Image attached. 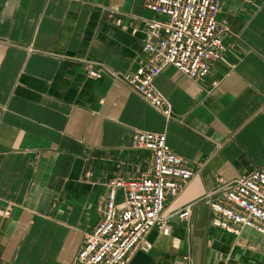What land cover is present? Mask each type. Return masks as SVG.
I'll return each instance as SVG.
<instances>
[{"label": "crops", "instance_id": "obj_1", "mask_svg": "<svg viewBox=\"0 0 264 264\" xmlns=\"http://www.w3.org/2000/svg\"><path fill=\"white\" fill-rule=\"evenodd\" d=\"M153 17L144 0H0V264H72L110 183L151 169L136 131L165 133L196 174L167 201L171 234L152 230L128 264H264V234L214 227L205 201L264 166V0L223 1L226 52L206 78L156 77L172 118L115 77L142 63Z\"/></svg>", "mask_w": 264, "mask_h": 264}, {"label": "built area", "instance_id": "obj_2", "mask_svg": "<svg viewBox=\"0 0 264 264\" xmlns=\"http://www.w3.org/2000/svg\"><path fill=\"white\" fill-rule=\"evenodd\" d=\"M223 1L144 0L154 17L145 20L143 61L133 71L115 77L172 118V105L156 88L155 79L169 65L192 80L210 74L226 52L227 27L218 20ZM104 73L99 64L88 69V76L94 79ZM131 146L151 153V169L145 176L110 183L107 198L98 207L100 219L85 233L83 247L72 264H128L136 249H152L148 240L152 230L171 234L167 201L184 190L196 171L172 151L165 133L136 131ZM205 201L211 207L214 227L236 235L244 228L264 234V166L221 184ZM191 216L192 206L179 213L182 220L189 221Z\"/></svg>", "mask_w": 264, "mask_h": 264}]
</instances>
